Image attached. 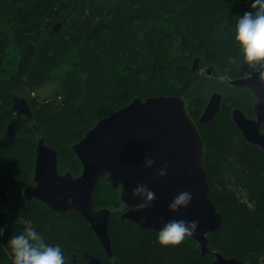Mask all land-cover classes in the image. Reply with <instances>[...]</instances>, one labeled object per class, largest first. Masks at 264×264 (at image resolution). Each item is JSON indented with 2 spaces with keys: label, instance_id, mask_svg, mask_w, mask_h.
Here are the masks:
<instances>
[{
  "label": "trees",
  "instance_id": "16d2710c",
  "mask_svg": "<svg viewBox=\"0 0 264 264\" xmlns=\"http://www.w3.org/2000/svg\"><path fill=\"white\" fill-rule=\"evenodd\" d=\"M251 3L0 0V137L14 115V96L24 97L33 112L31 120L23 118L15 142L0 149V203L14 207L0 209V227L5 229L0 264H12L7 241L26 226L35 227L48 243H59L68 264H86L82 248L103 264H210L212 256H201L190 235L179 244L161 245L156 231L121 220L118 212L111 215L108 227L112 259L75 212L59 214L38 200L17 197L32 181L37 137L43 136L57 150L58 170L77 174L80 162L71 144L100 117L135 96L183 94L197 120L212 90L222 94L221 108L212 121L198 127L208 195L223 221L218 231L208 233L207 244L244 264H264V157L245 142L230 118L233 106L249 109L247 92L190 70L198 57L202 67L211 65L221 76L251 73L230 37L235 17L251 11ZM63 18L59 31H54L53 25ZM149 66L144 82L140 73ZM48 85L51 91L40 95ZM104 188L114 190L100 180L94 200Z\"/></svg>",
  "mask_w": 264,
  "mask_h": 264
},
{
  "label": "water",
  "instance_id": "95a60500",
  "mask_svg": "<svg viewBox=\"0 0 264 264\" xmlns=\"http://www.w3.org/2000/svg\"><path fill=\"white\" fill-rule=\"evenodd\" d=\"M63 18L53 25L59 31ZM190 70L195 74L225 80L230 86L246 87L254 96L253 119H247L235 107L232 119L245 139L261 146L264 152V81L258 73L228 78L214 72L211 65L202 67L194 57ZM223 78V79H222ZM222 95L212 92L195 120L189 113L188 101L183 94L135 96L123 106L100 117L83 137L71 144V150L81 164V172L73 176L70 171L59 172L58 152L37 137L32 182L26 185L17 201L36 199L60 214L75 211L86 220L108 257L113 256L108 232L110 210L95 208L93 194L100 178L113 188L121 187L120 197L128 209L120 219L137 224L141 228L157 231L171 219L195 221L197 227L191 238L200 248V255L209 252L208 233L222 226V214L217 211L208 195V179L203 162V140L198 124L212 121L220 110ZM11 109L14 115L7 121L0 137V149L9 148L21 130L23 118L30 119L33 112L22 96H14ZM146 157L153 164L145 163ZM167 162L166 175H156V170ZM144 184L155 193L150 206L137 210L139 197H132L131 190ZM190 191L192 200L176 212L168 209L171 199L180 191ZM86 264H103L102 260L87 249H80ZM211 264H244L234 256L213 252ZM74 256V255H72ZM69 260V259H68ZM72 263L75 259L71 260Z\"/></svg>",
  "mask_w": 264,
  "mask_h": 264
},
{
  "label": "clouds",
  "instance_id": "9594fccd",
  "mask_svg": "<svg viewBox=\"0 0 264 264\" xmlns=\"http://www.w3.org/2000/svg\"><path fill=\"white\" fill-rule=\"evenodd\" d=\"M251 11L235 17L230 37L239 58L252 73H258L264 81V0H252ZM223 79V78H222ZM152 157H146L145 163L153 164ZM167 162L156 170V175L164 176ZM132 197H139L135 205L137 210L150 206L155 199V193L144 184L138 183L131 190ZM192 200V193L184 190L178 192L169 202L168 209L176 212L185 208ZM195 221L184 219L167 220L156 232V240L161 245L179 244L195 231ZM5 229L0 227V236ZM11 252L12 264H68L67 257L59 243L50 244L45 236L33 226H26L21 232L11 235L7 241Z\"/></svg>",
  "mask_w": 264,
  "mask_h": 264
},
{
  "label": "flooded vegetation",
  "instance_id": "af4514ba",
  "mask_svg": "<svg viewBox=\"0 0 264 264\" xmlns=\"http://www.w3.org/2000/svg\"><path fill=\"white\" fill-rule=\"evenodd\" d=\"M234 87V86H233ZM237 88H243V89H245L246 90V92H247V103H248V105H249V109L248 110H244L242 107H240V106H233L232 108H231V110H230V118H231V120H232V122L234 123V121H233V119H232V110H233V108H235V107H237V108H239L242 112H243V114H244V116L247 118V119H253L254 117H255V115H254V109H253V103H254V101H255V96H254V94H253V92L250 90V89H248V88H246V87H237ZM214 91H216V90H212L210 93H209V95L212 93V92H214ZM220 93V92H219ZM209 95H208V97H209ZM222 95V94H221ZM207 97V98H208ZM207 101V100H206ZM222 101V100H221ZM220 108H221V105H220ZM202 112V111H201ZM219 112V111H218ZM217 112V113H218ZM15 114V113H14ZM200 115V114H199ZM217 115V114H216ZM216 117V116H215ZM25 118V117H24ZM235 124V123H234ZM235 127L239 130V132H240V134H241V136H242V138L245 140V142L247 143V144H250V145H253V146H255V147H257L258 149H259V151L262 153V155H263V157H264V152H263V150H262V148H261V146H259L258 144H254V143H251V142H249L247 139H245L244 138V136H243V133H242V131L240 130V128L235 124ZM264 130V124H261L260 125V132H262ZM59 172H61V171H59ZM65 172V171H64ZM80 172H81V164H80ZM79 172V173H80ZM61 173H63V172H61ZM78 173V174H79ZM78 174H73V176H77ZM32 175H33V172H32ZM262 176L264 177V173H262ZM102 181V180H106L105 179V177H102V178H100L98 181ZM32 182V181H31ZM30 182V183H31ZM108 183V182H107ZM109 184V183H108ZM110 185V184H109ZM111 186V185H110ZM115 190H119V201L118 202H116L117 203V208H118V215H119V218H120V214L122 213V212H124V211H126L127 209H128V205L126 204V202H124L122 199H121V197H120V190H121V187L119 186L118 188H115ZM94 195V194H93ZM31 200H33V199H30V200H27V201H31ZM36 200V199H35ZM94 200V199H93ZM39 201V200H38ZM42 203V202H41ZM105 203V204H104ZM107 202H103V201H101L100 200V203L98 202V200H94V207L95 208H107V209H109L110 210V213H111V215L113 214V208L112 207H110V206H108L107 204H106ZM44 204V203H43ZM45 205V204H44ZM47 206V205H46ZM11 206V204L10 203H0V209L1 208H5V209H7V210H12L14 207H12ZM48 207V206H47ZM49 208V207H48ZM50 209V208H49ZM51 210V209H50ZM53 211V210H52ZM218 211V210H217ZM55 212V211H54ZM67 212H75V211H73V210H71V211H67ZM66 212V213H67ZM58 213V212H57ZM76 214H78L77 212H75ZM60 214V213H59ZM63 214H65V213H63ZM79 215V214H78ZM111 215H110V217H111ZM81 218H82V216L81 215H79ZM122 220V219H121ZM223 220V219H222ZM127 221V220H126ZM130 222V221H129ZM131 223H133V222H131ZM135 224V223H134ZM137 225V224H136ZM146 229H149V228H146ZM149 230H152V229H149ZM152 231H155V230H152ZM157 232V231H156ZM208 235V234H207ZM207 247H208V249H209V252H207V253H205V254H209V255H211L212 256V258H211V260H210V264H211V262H212V260L214 259V255H213V252H220V251H218V250H211L210 249V247L208 246V244H207ZM221 253V252H220ZM225 256V255H224ZM112 259H114L115 257H114V255L111 257ZM69 260H70V262H72L71 260L72 259H74V258H72V259H70V258H68ZM75 262V261H74Z\"/></svg>",
  "mask_w": 264,
  "mask_h": 264
},
{
  "label": "rangeland",
  "instance_id": "374dc122",
  "mask_svg": "<svg viewBox=\"0 0 264 264\" xmlns=\"http://www.w3.org/2000/svg\"><path fill=\"white\" fill-rule=\"evenodd\" d=\"M176 46H175V48H176ZM178 51L180 52V49L179 48H178ZM148 76H150V66L145 69V72L144 73H140V77L143 79L144 82L148 79ZM208 81L209 82H212L211 80H208ZM221 87H222L221 88V90H222L224 88V86H221ZM51 89H52V85H48L45 88L39 90V93H40V95L43 96L44 94H47L48 92H50ZM64 171H67V170H64ZM64 171H61V172H64ZM31 178H32V176H31ZM111 188L114 189V190H109L108 188H104V190H101L100 191L99 198H98V202L100 203V200L103 201V202H107V205L110 206V207H112L113 210H114L113 213H115V212H118V208H117V203L116 202L119 201V190H115V188H113V187H111ZM103 191H107V193L105 192V193L102 194ZM243 200L244 201H247V199L244 198V197H243Z\"/></svg>",
  "mask_w": 264,
  "mask_h": 264
},
{
  "label": "bare ground",
  "instance_id": "6f19581e",
  "mask_svg": "<svg viewBox=\"0 0 264 264\" xmlns=\"http://www.w3.org/2000/svg\"><path fill=\"white\" fill-rule=\"evenodd\" d=\"M50 1L52 2V0H50ZM86 1H87V0H86ZM55 4H56V3H55ZM98 4H99V3H98ZM94 5H95V4H94ZM55 6H56V5H55ZM50 7H51V6H50ZM93 7H94V6H93ZM42 38H43V37H42ZM0 43H1V42H0ZM2 43H3V42H2ZM2 43H1V44H2ZM31 43H32V42H31ZM7 45H8V44H7ZM7 50H8V49H7ZM26 120H27V119H26ZM30 120H31V119H30ZM30 120H29V121H30ZM26 122H27V121H26ZM26 122H25V123H26ZM30 124H31V123H30ZM22 125H23V124H22ZM26 129H27V128H26ZM33 140H34V139H33ZM27 185H28V184H27ZM21 194H22V193H21Z\"/></svg>",
  "mask_w": 264,
  "mask_h": 264
}]
</instances>
